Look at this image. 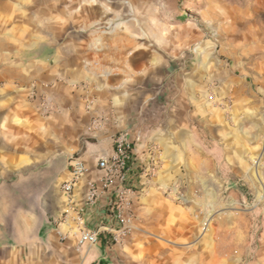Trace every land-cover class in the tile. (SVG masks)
I'll return each instance as SVG.
<instances>
[{
  "label": "crops",
  "instance_id": "crops-1",
  "mask_svg": "<svg viewBox=\"0 0 264 264\" xmlns=\"http://www.w3.org/2000/svg\"><path fill=\"white\" fill-rule=\"evenodd\" d=\"M32 15L20 29L0 27V104L4 126L13 129L0 137L12 144L0 156V264H159L162 256L172 260L166 240L183 238L169 228L181 204L173 193L192 206H208L211 196L218 207L223 190L234 203L243 198L237 186L254 190L253 175L264 171V76L221 70L210 94L186 69L126 53L133 44L115 30L79 22L51 27L42 11ZM125 131L141 134L129 181L139 193L131 230L120 245L110 242L119 226L105 193L83 211L99 240L79 247L75 225L61 221L60 186L78 158L86 168L74 190L81 206L86 183L101 175L97 162L112 155L113 138ZM148 166L155 170L146 179L141 170ZM214 226L217 238L219 222ZM226 249H192L186 264H231L226 254L240 260L248 251Z\"/></svg>",
  "mask_w": 264,
  "mask_h": 264
},
{
  "label": "rangeland",
  "instance_id": "rangeland-1",
  "mask_svg": "<svg viewBox=\"0 0 264 264\" xmlns=\"http://www.w3.org/2000/svg\"><path fill=\"white\" fill-rule=\"evenodd\" d=\"M38 10L47 26L79 22L92 24V29L115 30L133 44L126 53H148L157 58L160 67L186 69L190 76L207 82L210 94L221 70L248 74L249 79L252 74L264 76V0H0V27L6 24L20 29ZM6 113L0 104V137L13 130L4 126ZM46 114L41 109V115ZM11 145L0 142V156ZM261 173L253 175L254 190L237 186L243 197L240 202H232L231 191L223 190L221 206H213L214 200L207 196L208 206L188 202L174 207L169 228L183 238L166 240V245L158 241L173 252L172 260L162 256L159 264H186L192 249L214 245L226 251L247 247L240 260L226 254L231 264H264V171ZM216 222L220 224L217 238Z\"/></svg>",
  "mask_w": 264,
  "mask_h": 264
},
{
  "label": "built area",
  "instance_id": "built-area-1",
  "mask_svg": "<svg viewBox=\"0 0 264 264\" xmlns=\"http://www.w3.org/2000/svg\"><path fill=\"white\" fill-rule=\"evenodd\" d=\"M42 109L48 112L49 105L42 102ZM98 120H94L92 125H97ZM140 132L129 133L125 131L117 134L113 138V152L109 158H103L97 162V170L101 175L96 180H90L86 183V190L81 206L75 205L74 190L75 185L86 173V168L78 159L72 160V178L60 186V192L66 200V210H63L61 221L71 222L75 225L78 233V246L91 247L99 240V231L88 230L84 225L83 211L85 207H92L96 204L99 197L108 193L111 200L108 201V208L119 226V230L110 233V242L118 244L121 238L130 232L134 215L132 213L133 200L138 196L137 189L130 186L129 181L134 169H137L133 157L135 145L140 143ZM155 167L148 166L141 170V174L147 179L154 173ZM197 190L196 195L201 194ZM173 199L177 203H187V198L181 192L173 193ZM105 233V231H104Z\"/></svg>",
  "mask_w": 264,
  "mask_h": 264
}]
</instances>
